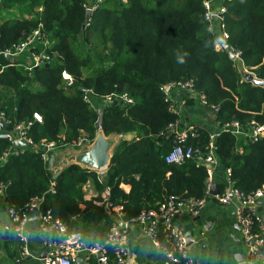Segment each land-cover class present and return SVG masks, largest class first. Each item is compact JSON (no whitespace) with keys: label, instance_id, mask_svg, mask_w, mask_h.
<instances>
[{"label":"trees","instance_id":"obj_1","mask_svg":"<svg viewBox=\"0 0 264 264\" xmlns=\"http://www.w3.org/2000/svg\"><path fill=\"white\" fill-rule=\"evenodd\" d=\"M82 1L0 0L11 9L0 21V115L9 128L29 121L26 135L33 145L52 141L54 151L81 135L90 144L100 110L102 134L118 136L107 167L98 180L95 171L75 163L53 172L37 149L9 154L0 162L6 205L19 209L29 197L41 196L42 210L48 209L68 232L100 242L116 223L106 203L121 205V219L129 222L169 196H204L206 170L196 152L181 164L165 162L176 145L171 125L179 116L169 110L170 101L160 87L185 81L205 96L216 123V173L228 168L234 187L245 193L263 186L264 136L253 139L249 134L251 121L264 123V87L243 79L223 45L238 51L240 64L264 79V0H212L224 7L214 30L204 18L205 0H102L87 17ZM220 23L228 34L225 39ZM36 27L40 38L32 49L43 50L48 60L46 66L27 70L24 54L10 57L1 52ZM216 40L222 42L220 48ZM61 70L71 76L70 85L61 79ZM122 93L131 101H104L108 94ZM233 121L242 133L224 128ZM194 127L196 136L187 144L205 152L209 132ZM8 146L0 138V154ZM87 181L96 196L85 200L81 186ZM222 181L216 183L218 189ZM119 184H127L128 190ZM155 228L161 248L175 254L169 230L162 222Z\"/></svg>","mask_w":264,"mask_h":264},{"label":"built area","instance_id":"obj_2","mask_svg":"<svg viewBox=\"0 0 264 264\" xmlns=\"http://www.w3.org/2000/svg\"><path fill=\"white\" fill-rule=\"evenodd\" d=\"M102 0H83L82 8L84 11H93L97 8ZM125 2L126 0H120ZM205 21L208 23V29L214 30L215 21L221 19V13L224 11L223 6L214 7L212 0L204 1ZM220 36L222 39L227 38L228 34L223 30L220 23ZM40 38L39 28L31 30L22 40L14 44L11 48L4 49L1 53L5 56L17 57L20 54L25 55V62L22 65L25 69L30 70L41 64L46 63L48 55L43 50H33L32 43ZM45 43V42H43ZM222 43L215 41V47L220 48ZM232 51L234 58L239 59V52ZM60 77L65 85H70L72 78L64 70L60 71ZM178 88L185 92L188 97L197 98L204 106H207L205 96L195 91L190 81L167 83L160 87L165 93L166 100L170 90ZM87 100V95L83 96ZM120 99L122 102L131 101L126 94L119 95L108 94L104 96L106 103L113 99ZM211 105L210 108L216 109ZM169 110L180 117L179 109L170 101ZM32 118L39 122L40 116L37 113L32 114ZM0 122L6 129L0 128V138L9 142L8 148L0 154V162L6 160L9 154L21 153L25 148L39 150V156L42 160H47L48 154L54 148V142L41 141L38 145H33L26 135V129L30 122H20L13 124L10 128L8 120L0 115ZM180 121H176L171 125V129L175 131L176 145L165 155V162L168 164H181L185 160L197 154V162L203 164L206 170L204 196L200 198L188 197L186 199L177 196H169L162 201L157 208L141 210L138 215L131 219L132 222L138 224L142 230L151 238L154 244L161 247L156 237V224L162 222L166 229L169 230V236L174 243L175 254L169 250H164L171 264H194V259L190 254L187 237L182 228L176 223L175 218L182 212L186 211L190 216H197L208 200L213 199L218 204L227 205L232 202L237 203L236 222L239 227V240L245 248L246 259L244 264H264V185L255 190L245 193L234 187L230 180V170L225 169L222 187L216 193H211L212 186H216L215 174L218 165V159L215 155L214 140L218 135L217 132L208 134V142L204 146L205 152L200 147H194L187 144L189 138L196 136V128L194 125L179 127ZM252 129L250 136L258 139L264 136V123L256 124L251 121ZM225 129L230 130L238 135L242 133L240 125L237 121L228 122L224 125ZM20 141L21 145H15V141ZM86 143L83 135L72 140L71 145L74 147H82ZM201 152V153H200ZM105 170L95 171L97 179H101V175ZM49 191H53V181L49 183ZM217 187V186H216ZM107 189V188H106ZM0 197H2V184L0 183ZM41 196H31L19 209H14L6 205V214L11 224L13 234L17 241L19 254L25 256L28 254L27 237L25 226L29 214L35 213L39 227L42 231L50 233V242L44 255L41 257V264H75L78 253L85 250L87 256L84 257L83 264H130L129 250L127 238L124 231L118 226L127 224V221L121 219L122 206L105 204L106 211L113 217L118 218V222L112 224L106 231L103 240L100 242L90 241V245L86 248L89 241L83 239L77 231L68 232L65 225L56 218H52L49 210H42Z\"/></svg>","mask_w":264,"mask_h":264},{"label":"crops","instance_id":"obj_3","mask_svg":"<svg viewBox=\"0 0 264 264\" xmlns=\"http://www.w3.org/2000/svg\"><path fill=\"white\" fill-rule=\"evenodd\" d=\"M213 5L215 8L220 6L219 4L216 5L214 1ZM0 7H2L1 2ZM234 61L237 68L242 73V76L245 72L251 73L238 62L239 60L237 61L234 59ZM187 97L185 92L178 88H174L168 93L170 101L179 109V127L201 125L206 128L209 133L215 132L216 123L213 121L208 108L197 98L193 99L189 97L191 102L188 103ZM110 136L113 137V142H115L118 137L115 135ZM110 140L111 139L108 141L110 142ZM90 144H85L78 148L71 144H66L72 148L68 149L66 152L52 150L47 158L49 162L48 168L55 172V169L58 170L68 163L78 164L75 162V157L79 153L87 150ZM63 160L65 163H63ZM78 165L83 166L81 164ZM224 174L225 171L223 173H216V183L222 180ZM119 187L125 192L129 188L127 184H119ZM81 191L83 199L85 200L96 196V191H94L89 181L82 184ZM236 208V202L222 205L213 200H208L197 216H190L186 211H182L175 218L176 223L184 229L183 231L190 232L191 237L194 239V242L189 245L194 264H244L246 252L239 240L240 231L236 222ZM114 219L115 222H118V218ZM121 229L124 231L127 238L130 264H171L164 250L160 246L154 244L151 238L138 224L129 221L125 226H122ZM25 231L28 254L21 256L6 214V203L3 197H0V264L42 263V256L40 254L43 250H47L49 246L51 240L50 233L40 229L39 221L35 213L29 214ZM88 246L89 244L87 243L86 248ZM86 253L85 250L78 253L75 264H83L84 257L87 256ZM238 259H241V262H239Z\"/></svg>","mask_w":264,"mask_h":264},{"label":"water","instance_id":"obj_4","mask_svg":"<svg viewBox=\"0 0 264 264\" xmlns=\"http://www.w3.org/2000/svg\"><path fill=\"white\" fill-rule=\"evenodd\" d=\"M89 13H90L89 11H84V16L87 17ZM223 48L228 50V45L224 44ZM228 54L231 59H234V55L232 51L228 50ZM44 65L46 66V63ZM243 78L245 81L250 82L253 85H259V86L264 87V79H259L249 72H245L243 74ZM97 114H98V118L95 124V128H96L95 137L93 141L91 142V144L88 146L87 150L79 153L75 157V162L83 165L84 167L90 170L102 171L106 169L108 161H109L110 155L108 153V149L110 147V142L102 134L101 129H100V110H97ZM0 128L6 129V127L3 125L2 122H0ZM15 145H21V142L17 140L15 141ZM63 163H65L64 160H63ZM56 171L57 169H55V172ZM217 190H218L217 187L213 185L211 188V193L214 194L217 192ZM119 227L122 228L121 223L119 224ZM185 234L187 237V243L188 245H190L191 243L194 242V239L191 237L190 232H185ZM88 241L90 245L91 238H89ZM44 253H45V250H43L40 255L43 256ZM240 260L241 259H238L239 262H241Z\"/></svg>","mask_w":264,"mask_h":264},{"label":"rangeland","instance_id":"obj_5","mask_svg":"<svg viewBox=\"0 0 264 264\" xmlns=\"http://www.w3.org/2000/svg\"><path fill=\"white\" fill-rule=\"evenodd\" d=\"M11 14V9H9L8 7H6V6H2V7H0V21L1 20H3L4 18H6L8 15H10ZM237 61H238V59H236ZM239 62V61H238ZM239 65V64H238ZM240 66V65H239ZM108 140L109 139H111L110 140V142H111V146H112V136H107L106 137ZM111 146L109 147V149H108V153H109V155H110V150H111ZM71 147H69L68 145H65V146H63V147H61V148H58V149H56L57 151H63V152H66V151H68V149H70ZM72 149V148H71ZM74 149H76V148H74ZM78 150V149H77ZM242 245V244H241ZM243 246V245H242ZM243 248H244V246H243Z\"/></svg>","mask_w":264,"mask_h":264},{"label":"clouds","instance_id":"obj_6","mask_svg":"<svg viewBox=\"0 0 264 264\" xmlns=\"http://www.w3.org/2000/svg\"><path fill=\"white\" fill-rule=\"evenodd\" d=\"M236 59V58H235Z\"/></svg>","mask_w":264,"mask_h":264}]
</instances>
